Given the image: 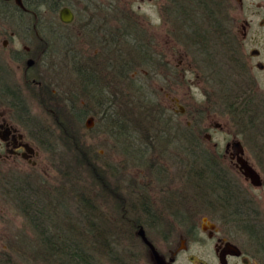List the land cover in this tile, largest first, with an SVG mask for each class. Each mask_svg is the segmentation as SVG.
Here are the masks:
<instances>
[{
    "label": "rangeland",
    "instance_id": "rangeland-1",
    "mask_svg": "<svg viewBox=\"0 0 264 264\" xmlns=\"http://www.w3.org/2000/svg\"><path fill=\"white\" fill-rule=\"evenodd\" d=\"M94 6L93 11H87L83 4L74 5L78 12L75 21L59 25L57 40L52 39L51 45L42 44L38 64L28 74L16 69L19 53L11 49L6 53L10 70L7 95L0 96V120L7 119L31 137L39 155L36 165L13 159L0 161V264H59L46 257L42 238L58 232L67 235V220L83 228L86 237L92 236L88 224L93 222L97 234L105 237L101 246L97 243L96 251L90 248L95 264H113L104 254L105 240L112 248L124 246L119 250L121 257L133 253L139 264H156L141 242L130 236L137 232L132 224L137 215L130 208L121 209L119 201L115 205L116 200L122 197L125 206L126 197L135 199L137 190H147L143 183L161 181L163 176L184 185L187 193L196 190V183L200 190L219 186V169L202 162L207 155L197 148L193 135L197 128L208 127L214 135L208 145L218 142V152L222 153L230 139L229 131L237 135L264 176V126L243 131L237 126L248 121L238 124L229 112H203L205 95L199 80L179 84L166 79L171 73L165 68L167 41L178 54L180 38L188 44L194 41L196 32L189 35L187 29L197 28L198 15L199 22H209L197 0H105V4ZM4 10L13 14L11 8L0 4V18ZM85 12L96 16L87 18ZM217 33L211 43L228 44L227 35ZM223 53L221 47L217 62L225 68H218L219 75L230 63ZM85 66H92L90 80ZM34 78L42 80V94ZM182 106L188 112L181 113ZM93 115V126L87 128ZM215 122L223 127L217 128ZM6 152L0 141V153ZM249 187L243 197L238 196L240 207L220 209L209 191L201 192L200 200L191 202L190 208L207 209L216 221L222 213L232 214L223 231L239 243L246 242L245 231L251 225L245 224L252 222L254 230L248 238L264 258V184ZM156 193L163 195L160 189ZM50 200L48 205L57 203L54 210L64 215L63 221H56L59 229L53 225L55 219L39 213L42 209L46 212L43 206ZM38 202L44 205L38 207ZM186 214L182 210L178 216L185 215L187 220ZM146 229L160 248L158 238L168 230ZM191 230H181L187 250L181 252L177 264H219L213 240L201 226ZM171 233L182 243L178 232Z\"/></svg>",
    "mask_w": 264,
    "mask_h": 264
},
{
    "label": "flooded vegetation",
    "instance_id": "flooded-vegetation-1",
    "mask_svg": "<svg viewBox=\"0 0 264 264\" xmlns=\"http://www.w3.org/2000/svg\"><path fill=\"white\" fill-rule=\"evenodd\" d=\"M96 3L105 4V0H0V4L8 6L13 11V14H9V10H4L0 18V96L7 95L6 81L10 70V57L6 54L8 50L19 53L15 60L16 69L28 74L38 64L37 53L41 50L42 44L46 42L51 45L52 39L57 40L59 25H68L75 21L78 12L74 5L83 4L85 10L93 11ZM199 5L202 6V10H205L203 15L206 19L209 18V22L205 24L199 22L198 15L197 28L191 27L194 29L192 31L187 29L189 35L196 32L194 41L188 44L180 38L181 50L178 54L172 50L170 41H167L165 68L171 70V73L168 72L166 79L170 83L179 84L199 80L202 83V93L205 95V99L201 101L203 112H209V110L229 112L233 121L238 124L248 121L246 125L237 126L242 127L243 131L257 128L259 125L264 126V0H197L198 8ZM66 7L74 12V19L71 22H65L61 18V10ZM95 16L94 13L85 12L87 18L91 19ZM16 27L20 28L16 29ZM219 31L227 35L228 44L217 46L211 43L214 41L212 37ZM131 33L135 37L133 30ZM182 36L185 37V32ZM239 41L240 44H238ZM221 47L224 52L221 55L231 64L228 63V68L219 75L218 68H225V65L218 66L217 62ZM178 55L179 59L176 61ZM85 67L89 71L86 78L90 80L92 66ZM239 67L243 78L240 77ZM38 72L35 71V73ZM95 77L102 79L99 75ZM33 81L42 94V80L34 78ZM217 85L221 88H217ZM208 103H210L209 106ZM185 112H188V108L182 106L181 113ZM92 117L95 118L94 115ZM188 125L190 128L191 124ZM213 125L217 128L223 127L219 122ZM207 129L208 127L197 128L193 135L197 148H200L203 155H209L203 156L202 162L216 164L219 169V186L217 184L214 189L200 190L196 183V190L187 193L184 185L180 186L169 177L163 176L159 177L161 181L156 182L152 179L151 182L143 183L148 186L145 193L137 190L135 199L126 197L125 206L123 200H120L122 197H119L116 200L119 201L118 206H122L120 208L125 210L130 208L132 214L137 215L134 222L135 228L139 230L143 228L148 239L154 244L146 228L160 229L161 232L164 229L168 230L166 234H161L158 238L163 247L159 248L155 245L170 264H177L181 252L187 250L185 232L181 230L184 228L194 230L200 226L213 240V252L219 264H264L262 254L248 238L249 232L254 230L252 222L244 223L245 227L249 224L251 226L245 231L246 242L239 243V240L223 231V227L232 221V214L225 216L222 213L220 219L216 221L207 209L193 208L194 210H191L190 208V206L193 207L191 202L197 204L196 202L200 200L198 197L201 196V192L209 191L214 194L215 204L220 209L239 206L238 196L243 197L245 191L250 188L249 185L255 186L245 173L246 165L258 171L262 185L264 184L262 171L249 157L247 146L237 135H232L229 131L230 139L222 153L218 152V142L208 145L214 135ZM0 136L5 138V140L0 138V141L4 143L7 150L5 154L0 153V161L13 159L36 165L39 153L35 141L18 126L7 119L0 120ZM24 144H29L32 148L27 149ZM158 189L163 195L156 193ZM143 209L145 212H142ZM182 210L187 211V220L185 215L183 218L178 216ZM230 213H233V210H230ZM171 231H174V235L178 232L182 243L179 244L177 237L172 236ZM138 239L145 244L142 237L139 236ZM201 264L209 263L201 261Z\"/></svg>",
    "mask_w": 264,
    "mask_h": 264
},
{
    "label": "trees",
    "instance_id": "trees-1",
    "mask_svg": "<svg viewBox=\"0 0 264 264\" xmlns=\"http://www.w3.org/2000/svg\"><path fill=\"white\" fill-rule=\"evenodd\" d=\"M122 124V122H121ZM64 129L66 127H63ZM77 150H80L79 148ZM214 165H208L206 167H210ZM209 170V169H208ZM215 170V169H213ZM203 171H201L202 174ZM212 172V171H211ZM210 172V173H211ZM71 182V181H70ZM71 190H72V185H71ZM68 193H72L71 191H67ZM79 196H81V194H79ZM44 203V201H43ZM51 203V200L47 203V204H42L38 202V207L44 205L43 207H47L46 212H44L45 210H40L41 212H39L40 214L42 213L43 216L45 217H50L52 219H55V223H53L54 226H58L57 228L59 229V224L58 222H56L58 219H60V221H63L61 219L63 218V213H61V211L59 212L58 209L54 210V207L57 206V203H53L51 206H49L48 204ZM117 205V201L116 204ZM122 208V206H120ZM41 215V216H42ZM32 218V217H30ZM33 219V218H32ZM69 219V218H67ZM66 219V220H67ZM32 221V220H31ZM68 222H65L64 225L67 226L66 229V233L67 235H63L60 232H58L57 234L54 235H44L42 238V243L45 245V253H46V257L53 262H60L59 264H95L94 263V259L92 258V254L90 251V248H94V251H96L97 246H101L100 241L104 240V236L102 235V233L100 232L99 235L97 234V232L95 231L94 228V223L92 222L88 224L89 229L91 230V237H86L88 236L84 231V229L82 230L80 226L78 225H74V221L72 220H67ZM134 221V220H133ZM33 222V221H32ZM135 222V221H134ZM134 222L133 224V229L135 228L134 226ZM35 224V222H34ZM36 225V224H35ZM73 225L75 227H73ZM88 226L85 227L86 229L88 228ZM131 237H133L132 239H134L135 241H137L136 236L134 233L130 234ZM87 242L89 243V247H87ZM99 242V245H97V243ZM119 242V240H118ZM105 244L104 248V254L107 255V257L110 258V260H113V264H139L140 259L136 258V255L133 253H130V256L127 258L121 257L120 251L119 250H123L124 246L121 248L119 247L120 244H118V249L116 248H112L105 240V242H103ZM134 253H136L134 251ZM54 257V259H53ZM57 259V260H56ZM128 260H132L131 261H127ZM131 262V263H130ZM54 264V263H53Z\"/></svg>",
    "mask_w": 264,
    "mask_h": 264
},
{
    "label": "water",
    "instance_id": "water-1",
    "mask_svg": "<svg viewBox=\"0 0 264 264\" xmlns=\"http://www.w3.org/2000/svg\"><path fill=\"white\" fill-rule=\"evenodd\" d=\"M61 18L62 20L69 22L72 21L74 18V14L73 12L69 9V8H65L62 10L61 12ZM31 63V61H30ZM92 121L93 118H89L87 121V126L91 127L92 126ZM246 175L251 178L252 182L255 185H261L262 184V180L260 175L258 174L257 171H255L251 166L246 165V171H245ZM139 234H141L144 238V241L148 244V246L151 249L153 258L155 260L156 264H169L164 257L160 254V252L157 250L156 246L146 237L145 231L142 228L141 230H139Z\"/></svg>",
    "mask_w": 264,
    "mask_h": 264
}]
</instances>
